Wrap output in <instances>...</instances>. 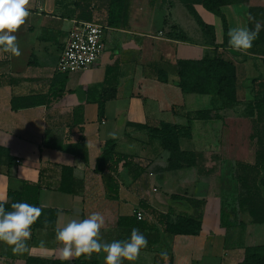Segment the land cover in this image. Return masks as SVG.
Here are the masks:
<instances>
[{"label": "crops", "instance_id": "1", "mask_svg": "<svg viewBox=\"0 0 264 264\" xmlns=\"http://www.w3.org/2000/svg\"><path fill=\"white\" fill-rule=\"evenodd\" d=\"M107 5L108 0H30V15L14 33L21 55L9 58L0 53V147L19 160L10 167L0 166V200L6 201L8 190L20 191L25 182H41L40 206L58 210L54 228L31 230L25 251L14 253L0 243V264H25L28 257L61 259L56 228L93 212L104 217L101 242L125 240L133 228L147 237V248L131 264L239 263L245 247L264 245V222L252 223L249 214L241 212L244 226L239 241L225 246L220 163L254 161L255 149L248 139L251 121L245 108L252 97V80L264 79V54L231 48L221 17L200 3L193 5L203 22L213 27L217 50L235 66L237 102L219 111V119L191 120V138L179 139L182 150L202 154L205 170L213 169L211 174L200 175L195 166L158 171L166 165L168 154L135 125L185 124V112L209 107L208 95L181 91L175 68L178 60L200 59L211 45L181 0H129L125 27L107 26ZM256 7L264 8V0L221 6L227 33L238 24L264 26V16L249 14ZM80 22L108 27L109 51L103 50L88 68L60 73L56 69L59 54L69 31ZM174 25L188 39L173 38ZM111 66L115 67L110 77L116 81L114 96L106 100L100 120L96 100L103 91L106 68ZM159 71L166 73V79L158 76ZM30 95H45L48 102L12 108L13 97ZM80 137L86 142V161L76 153ZM108 140L115 141L116 151L136 156L141 170L120 164L116 173L95 171ZM62 165L72 167L73 176L83 181L77 194L54 189ZM171 195L203 203L193 206ZM135 209L143 211L142 220L135 218ZM160 214L191 216L200 221V230L170 234ZM162 251L168 254L166 261ZM104 255L99 253L98 264H104Z\"/></svg>", "mask_w": 264, "mask_h": 264}, {"label": "trees", "instance_id": "2", "mask_svg": "<svg viewBox=\"0 0 264 264\" xmlns=\"http://www.w3.org/2000/svg\"><path fill=\"white\" fill-rule=\"evenodd\" d=\"M245 0H181L187 11L195 19L200 31L208 37L207 44L211 48L207 49L200 59H182L176 63V74L178 76L177 86L184 93L208 95L210 105L207 108L197 109L184 113L185 124L162 123L157 127L148 125H135L137 128L145 129L151 140L158 141L160 149L168 154L165 166L158 171L175 170L190 166L197 167L200 175H209L213 172L210 168L205 170L199 152L182 150L179 139L191 138V120H207L220 118L219 111L235 106L237 102V77L233 63L214 45V29L206 24L196 13L193 5L200 3L203 7L219 15L223 22L224 38L227 37L226 21L220 12V7L226 4L243 2ZM107 26L125 27L128 24L129 0H108L107 5ZM251 16H264V8H250ZM249 22V28H254ZM176 31L177 27H171ZM172 35V34H171ZM178 40H186L187 36L178 31L172 35ZM251 52L264 54V28L259 33L258 38L253 42V46L248 49ZM264 64V59H263ZM115 71V67H107L102 94L96 100L98 105V118L101 120L104 114V104L106 100L113 98L116 81L110 79ZM158 76L166 79V73L159 71ZM61 92V90H60ZM59 92V93H60ZM58 94V93H57ZM53 95V94H52ZM88 95H90L88 93ZM50 96V95H49ZM45 95H30L25 97H13L12 108L21 106H34L47 103ZM180 108L177 109L179 111ZM245 115L250 118L251 132L248 136L249 143L254 146L253 163L233 161L230 167L229 191L224 194L225 187L221 189V226L225 227V246L235 244L239 241V231L244 223L239 220L241 212H247L252 223L264 222V79L252 80V97L245 108ZM76 153L84 161L87 160L86 142L80 137L76 143ZM136 161V156L121 153L115 150V141L105 142L101 155L97 160L95 171L110 170L117 172L120 164L128 167L132 166L136 171L141 170V165ZM19 160L11 156L6 148L0 147V166L8 167L18 164ZM222 167L225 161L222 160ZM223 169V168H222ZM42 188L41 182H25L20 191L8 190L5 202L6 210H11L13 202H26L42 209L40 217L32 225L31 230L37 228H54L58 210L40 206L38 202L39 192ZM83 188V181L73 176V169L70 166H61L60 180L55 190L60 192L77 194ZM173 199H185L191 205L201 204V200H193L180 195H171ZM160 222L164 225L165 231L170 234H196L201 227L200 221L191 216L171 217L168 214H160ZM99 254L93 253L91 257H74L70 261L61 259H42L28 257L25 264H98ZM237 264H264V245L249 246L244 248L243 259Z\"/></svg>", "mask_w": 264, "mask_h": 264}, {"label": "clouds", "instance_id": "3", "mask_svg": "<svg viewBox=\"0 0 264 264\" xmlns=\"http://www.w3.org/2000/svg\"><path fill=\"white\" fill-rule=\"evenodd\" d=\"M30 0H0V53L9 58L19 57L21 51L14 35L26 18L30 15ZM262 24L257 22L254 28L247 25H237L228 30V44L239 52H246L253 46L262 30ZM11 210H6L5 202L0 200V243L11 248L14 253L27 249V241L31 237V227L40 217L42 209L26 202H13ZM104 217L99 212H93L83 219H71L55 230V240L62 245L61 260L103 252L104 264H124L125 261L135 262L142 249L147 248L148 239L138 228L131 230L130 237L111 243L101 242V229L104 227ZM167 260V252L160 253Z\"/></svg>", "mask_w": 264, "mask_h": 264}, {"label": "built area", "instance_id": "4", "mask_svg": "<svg viewBox=\"0 0 264 264\" xmlns=\"http://www.w3.org/2000/svg\"><path fill=\"white\" fill-rule=\"evenodd\" d=\"M105 25L92 22H80L70 31L61 50L56 69L60 73H70L91 66L104 50ZM137 220L143 219V211L133 210Z\"/></svg>", "mask_w": 264, "mask_h": 264}, {"label": "rangeland", "instance_id": "5", "mask_svg": "<svg viewBox=\"0 0 264 264\" xmlns=\"http://www.w3.org/2000/svg\"><path fill=\"white\" fill-rule=\"evenodd\" d=\"M106 35H107V30L105 31V33H104V37H103V40H105V42H104V51L105 52H108L109 51V48H108V46H107V43H106ZM95 63V62H94ZM93 63V64H94ZM92 64V65H93ZM149 140L150 141H153V140H151L150 138H149ZM156 141V140H155ZM157 147H159L160 148V146L158 145ZM250 148V147H249ZM251 148L253 149V147H252V145H251ZM225 161V164H224V166H223V173H222V179H223V185H224V187H225V192H224V194L226 195V193L229 191V187H230V185L229 184H231L232 182V180L229 182V173H230V167H231V165H232V163H233V161H229V160H224Z\"/></svg>", "mask_w": 264, "mask_h": 264}]
</instances>
